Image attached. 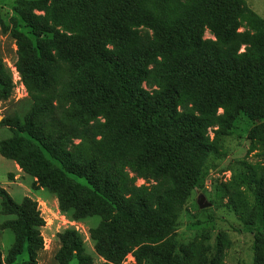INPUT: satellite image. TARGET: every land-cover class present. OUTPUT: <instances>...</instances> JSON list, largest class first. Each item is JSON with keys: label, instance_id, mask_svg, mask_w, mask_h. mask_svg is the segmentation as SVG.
I'll list each match as a JSON object with an SVG mask.
<instances>
[{"label": "trees", "instance_id": "16d2710c", "mask_svg": "<svg viewBox=\"0 0 264 264\" xmlns=\"http://www.w3.org/2000/svg\"><path fill=\"white\" fill-rule=\"evenodd\" d=\"M12 11L0 32L29 108L0 121V155L74 221L100 218L88 235L102 264H225L227 232L184 238L176 225L239 117L253 159L218 191L252 233L251 264H264V19L245 0H15ZM12 90L0 58V101ZM0 214L14 237L0 264H37V201L0 187ZM57 238L56 264H94L77 230Z\"/></svg>", "mask_w": 264, "mask_h": 264}, {"label": "rangeland", "instance_id": "374dc122", "mask_svg": "<svg viewBox=\"0 0 264 264\" xmlns=\"http://www.w3.org/2000/svg\"><path fill=\"white\" fill-rule=\"evenodd\" d=\"M14 1L0 0V14L6 21H9L13 15ZM245 2L252 11L264 19V0H245ZM209 36L208 33L205 34V37ZM15 51V41L9 34L0 32V58L10 73L16 60ZM28 108L27 95L21 97L12 90L8 100L0 101V121L4 117H11L14 114L22 116ZM249 127H251V122L244 117H239L231 133L221 140L219 156L209 158L206 176L184 204L176 225V232L184 238H188L201 230L208 231L212 237L217 232H227L231 246L227 250L225 264L252 263V233L249 229L241 226L237 216L225 206L227 198L218 191L220 183L229 181L238 161L253 159L252 156L246 157ZM9 136V130L0 126V141ZM31 183L32 178L30 176L24 175L13 161L0 155V187L4 188L16 203H20L25 196L37 201L41 217L45 222L40 230L44 244L43 249L38 254L37 264H56L54 254L59 248L57 234L69 228L75 229L81 234L85 250L93 257L94 264H102L103 261L95 254L93 241L88 235L89 229L97 226L100 218L93 216L84 221H74L70 212L64 213L58 210L54 195L49 194L44 189L33 191ZM143 183L144 181L140 179L136 181L137 185ZM200 196H203L206 202L210 203L208 208H199L197 201ZM10 218L11 216L0 214V224ZM13 239L10 230L0 229V251L3 259H5ZM25 258L26 254L24 253L20 256L19 261ZM132 261V257L128 256L123 264ZM70 264H76V261L72 260Z\"/></svg>", "mask_w": 264, "mask_h": 264}, {"label": "built area", "instance_id": "2783aa9c", "mask_svg": "<svg viewBox=\"0 0 264 264\" xmlns=\"http://www.w3.org/2000/svg\"><path fill=\"white\" fill-rule=\"evenodd\" d=\"M11 74H12L13 91H15L16 94H18L21 97L26 96L27 95L26 89L14 65L12 66Z\"/></svg>", "mask_w": 264, "mask_h": 264}, {"label": "water", "instance_id": "95a60500", "mask_svg": "<svg viewBox=\"0 0 264 264\" xmlns=\"http://www.w3.org/2000/svg\"><path fill=\"white\" fill-rule=\"evenodd\" d=\"M197 204H198L200 209H205V208H208L210 206V203L206 202V200L203 196L199 197Z\"/></svg>", "mask_w": 264, "mask_h": 264}, {"label": "clouds", "instance_id": "9594fccd", "mask_svg": "<svg viewBox=\"0 0 264 264\" xmlns=\"http://www.w3.org/2000/svg\"><path fill=\"white\" fill-rule=\"evenodd\" d=\"M20 76V75H19ZM11 78H12V74H11ZM16 165V164H15ZM41 214V213H40Z\"/></svg>", "mask_w": 264, "mask_h": 264}]
</instances>
